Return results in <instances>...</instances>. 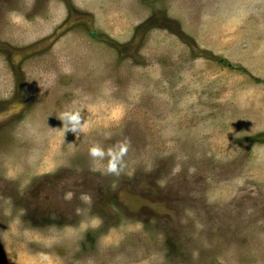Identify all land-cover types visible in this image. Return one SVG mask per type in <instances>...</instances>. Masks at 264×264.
I'll return each instance as SVG.
<instances>
[{
    "label": "rangeland",
    "instance_id": "374dc122",
    "mask_svg": "<svg viewBox=\"0 0 264 264\" xmlns=\"http://www.w3.org/2000/svg\"><path fill=\"white\" fill-rule=\"evenodd\" d=\"M0 264H264V0H0Z\"/></svg>",
    "mask_w": 264,
    "mask_h": 264
},
{
    "label": "clouds",
    "instance_id": "9594fccd",
    "mask_svg": "<svg viewBox=\"0 0 264 264\" xmlns=\"http://www.w3.org/2000/svg\"><path fill=\"white\" fill-rule=\"evenodd\" d=\"M86 104H75L72 107L65 108L59 114H56L61 121V128L64 132L71 131L76 135L84 133L87 130V122L82 119V110L86 109ZM128 150V142L126 140L116 142L105 148L104 146L94 143L88 147V155L93 162L104 163V171L110 174H119L123 167V158ZM105 157L107 160L105 162ZM85 201L89 200L87 195L82 197Z\"/></svg>",
    "mask_w": 264,
    "mask_h": 264
}]
</instances>
